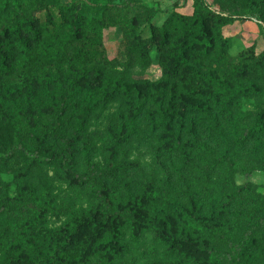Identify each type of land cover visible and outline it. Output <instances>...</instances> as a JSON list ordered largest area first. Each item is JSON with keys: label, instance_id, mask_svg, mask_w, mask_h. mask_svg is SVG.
I'll list each match as a JSON object with an SVG mask.
<instances>
[{"label": "rangeland", "instance_id": "obj_1", "mask_svg": "<svg viewBox=\"0 0 264 264\" xmlns=\"http://www.w3.org/2000/svg\"><path fill=\"white\" fill-rule=\"evenodd\" d=\"M203 1L226 13L206 17L202 31L185 18L194 15V0H0V26L9 25L16 11L30 14L38 5L44 7L38 24L64 18L42 45L67 39L76 6L86 9L87 19L105 21L113 5L122 6L130 21L139 17L135 28L143 34L129 36L116 19L106 24V66L69 60L20 67L18 54L5 55L12 71L0 76V221L7 219L3 207L32 191L90 212L100 211L107 198L114 208L185 241L176 251L187 257L146 246L131 264H218L199 249L223 252L222 238L190 227L176 206L190 212L197 204L201 217L212 218L232 242L250 233L246 219L264 216V0ZM65 5L70 12L63 14ZM182 43L187 57L173 75L169 69ZM57 134L76 137L83 185L55 158L63 149ZM18 137H32L28 148L41 144L47 158L9 157ZM97 214L76 236L75 264H100L118 243ZM66 221L48 213L46 225L60 239ZM259 249L253 264H264V244Z\"/></svg>", "mask_w": 264, "mask_h": 264}, {"label": "trees", "instance_id": "obj_2", "mask_svg": "<svg viewBox=\"0 0 264 264\" xmlns=\"http://www.w3.org/2000/svg\"><path fill=\"white\" fill-rule=\"evenodd\" d=\"M43 10L44 7L41 5H38L30 14L18 10L9 25L0 26V76L12 71L3 59L5 55L13 57L14 54L20 56L17 63L20 67L55 64L69 60L80 64L96 61L106 66L110 61L101 44L102 29L106 24H113L115 19L117 23L127 27L129 36H140V38L143 36L141 31L138 32L135 28V22L139 17L130 21L129 11L122 6L113 5L109 9V14H106V21L101 17L87 19L86 9H78L76 6L72 12L74 20L66 26V31L63 30L67 39L56 46L42 45L44 40L51 39L57 30H61L65 22L64 18L60 16L56 20L50 18L46 24H38L37 15ZM194 11L193 16H185V18L187 20L194 19L196 28L202 31V20L209 16L219 18L221 13H226V11L212 10L203 0H194ZM66 12H70V5L64 6L63 14ZM170 27L169 21L165 30ZM166 37L165 32L164 40ZM203 40L205 43L208 42L206 39ZM183 46L184 44L173 55L172 64L174 66L169 69L173 75L177 72V66L183 63L187 57V50ZM250 132V128L246 130V134ZM55 136L58 144L63 146L55 158L63 164L72 180L83 185V167L76 158V153L79 150L74 143L76 137L72 135L68 140H65L62 135ZM17 140V144L10 147L7 152L9 157L21 156L24 160L33 162L47 158L46 155L42 157L41 144L33 152L28 148L27 144L34 140L32 137L25 139L18 137ZM112 166H114L113 163L110 167L112 168ZM88 170L94 171V166L88 165ZM43 199L42 196L37 197L32 191L28 196L14 200L12 205L8 204L3 207L2 211L7 219L0 221V258L5 264H75L73 261V256L76 254L75 248L76 250L80 248L79 245H75L76 236L89 224L95 223L96 215L99 212L102 217L105 216L106 223L113 229V243L118 242L113 244L109 255L101 258L100 264H131L144 256L145 252L141 248L146 246L151 251L158 248L160 252L170 257L181 254L185 256L182 250L176 251V247L183 246L184 240L174 239L159 231L156 224L142 222L138 218H133L132 213L123 211L121 208H114L107 198L103 199L104 207L100 211L91 209V212L83 210L82 207L57 205L53 199L47 201ZM176 208L175 211L182 214L190 227L203 233L207 232L211 237L222 238V243L225 244L223 252L214 248L199 249V251L207 253L212 260H216L218 264H253L252 253L256 250L261 253L262 249H259V245L264 244V216L246 219L250 233L239 242H232L221 229L211 222L212 218L201 217V207L197 204H194V208L192 207L190 212L178 206ZM48 213L64 215L67 219L64 223L65 226L62 227L64 229H59L60 239L54 237L47 228ZM115 220L119 221V227L113 223ZM126 236L129 241L126 240ZM142 236H145V239ZM68 246H71V252L66 249ZM80 250L85 251V248ZM91 251L93 248L90 249Z\"/></svg>", "mask_w": 264, "mask_h": 264}]
</instances>
